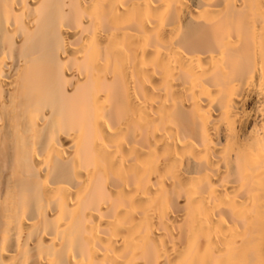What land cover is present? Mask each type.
I'll list each match as a JSON object with an SVG mask.
<instances>
[{"label":"bare ground","instance_id":"bare-ground-1","mask_svg":"<svg viewBox=\"0 0 264 264\" xmlns=\"http://www.w3.org/2000/svg\"><path fill=\"white\" fill-rule=\"evenodd\" d=\"M0 264H264V0H0Z\"/></svg>","mask_w":264,"mask_h":264}]
</instances>
